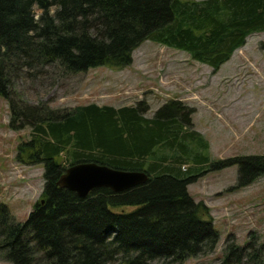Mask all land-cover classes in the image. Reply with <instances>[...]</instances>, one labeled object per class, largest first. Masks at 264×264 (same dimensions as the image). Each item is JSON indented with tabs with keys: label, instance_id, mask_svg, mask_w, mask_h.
<instances>
[{
	"label": "trees",
	"instance_id": "trees-1",
	"mask_svg": "<svg viewBox=\"0 0 264 264\" xmlns=\"http://www.w3.org/2000/svg\"><path fill=\"white\" fill-rule=\"evenodd\" d=\"M261 33L264 0H0V97L9 103L10 128H31L35 135L19 146L18 162L45 170L43 195L25 223L0 204L1 258L11 264H184L213 253L220 235L211 212L188 192L211 163L209 145L192 130V113L181 103L165 105L152 119L145 103L59 111L30 105L14 83L25 75L126 69L147 41L186 52L216 72ZM190 161L196 167L184 171ZM81 163L143 171L150 179L123 193L101 188L81 198L58 185L68 166ZM233 166L239 167L237 190L264 177V155L231 158L211 170ZM232 237L223 264H264V245L241 248Z\"/></svg>",
	"mask_w": 264,
	"mask_h": 264
},
{
	"label": "rangeland",
	"instance_id": "rangeland-1",
	"mask_svg": "<svg viewBox=\"0 0 264 264\" xmlns=\"http://www.w3.org/2000/svg\"><path fill=\"white\" fill-rule=\"evenodd\" d=\"M34 12L39 19L42 11L35 7ZM55 12L52 8V15ZM14 88L30 105L47 104L59 111L145 103L146 117L152 119L165 105L181 103L192 113V130L208 143L211 161L204 169L206 174L188 187L189 194L210 210L220 235L213 253L184 264H223L231 236L241 248L251 242L264 245V177L237 190L238 166L211 170L231 158L264 155V33L249 37L217 72L185 52L149 41L134 52L129 68L101 67L78 77L53 72L37 79L25 75ZM128 91L132 96L123 97ZM10 122L9 103L0 97V204L9 208L16 222L25 223L40 202L44 168L18 162L19 146L35 135L31 128L12 130ZM64 157L59 160L63 165ZM195 167L190 161L182 169ZM0 264L11 263L0 253Z\"/></svg>",
	"mask_w": 264,
	"mask_h": 264
},
{
	"label": "water",
	"instance_id": "water-1",
	"mask_svg": "<svg viewBox=\"0 0 264 264\" xmlns=\"http://www.w3.org/2000/svg\"><path fill=\"white\" fill-rule=\"evenodd\" d=\"M148 181L149 175L145 172L121 171L96 163H81L67 169L58 185L86 198L96 189L107 188L114 193H123Z\"/></svg>",
	"mask_w": 264,
	"mask_h": 264
}]
</instances>
